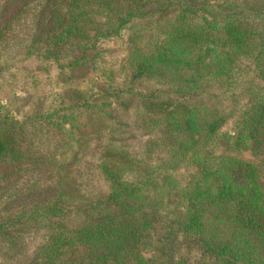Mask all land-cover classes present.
Wrapping results in <instances>:
<instances>
[{
  "label": "trees",
  "instance_id": "16d2710c",
  "mask_svg": "<svg viewBox=\"0 0 264 264\" xmlns=\"http://www.w3.org/2000/svg\"><path fill=\"white\" fill-rule=\"evenodd\" d=\"M37 84L0 264H264V0H0V96Z\"/></svg>",
  "mask_w": 264,
  "mask_h": 264
},
{
  "label": "rangeland",
  "instance_id": "374dc122",
  "mask_svg": "<svg viewBox=\"0 0 264 264\" xmlns=\"http://www.w3.org/2000/svg\"><path fill=\"white\" fill-rule=\"evenodd\" d=\"M122 38H125V34H123V36L119 39H114L111 41H108L105 46L107 47L108 51L109 48L111 49V51L114 53V57H110L108 55L109 59L112 60H118L119 57L123 54V43H122ZM117 57V58H115ZM117 63V62H116ZM33 87L30 88L31 90H34L36 92H23L22 89L20 88H16V93L17 96H12V95H7V94H2L0 97L3 98L4 101H6L7 103H9V106L11 107V109H13V111L17 114V115H21L23 113L26 112H30L32 111V106L39 104L41 105V103L44 101L45 96L44 95H49L51 91H53L54 88H52L51 86H49L48 84H37V85H32ZM35 86H39V87H35ZM231 125V123H228L225 127H229ZM137 137L143 138V136L141 134H138ZM242 156L247 157V158H254L252 155H250V153L248 151H244L241 153ZM24 182V181H23ZM22 183V181L18 184L20 185ZM94 183L92 182V184L90 186H92ZM94 187V186H93ZM226 230H228V227H226ZM225 234H228L227 231L224 232ZM196 257V256H194ZM191 264H194V262L192 261Z\"/></svg>",
  "mask_w": 264,
  "mask_h": 264
}]
</instances>
